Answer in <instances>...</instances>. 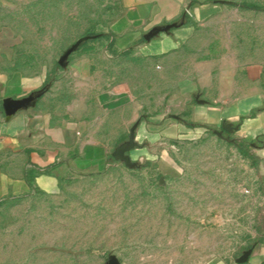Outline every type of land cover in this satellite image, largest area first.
Here are the masks:
<instances>
[{
	"label": "rangeland",
	"instance_id": "rangeland-1",
	"mask_svg": "<svg viewBox=\"0 0 264 264\" xmlns=\"http://www.w3.org/2000/svg\"><path fill=\"white\" fill-rule=\"evenodd\" d=\"M118 1L0 0L1 46L16 70L45 74L49 95L72 97L69 67L78 64L81 80L95 71L104 83H126L145 105L120 144L132 139L127 163L111 156L103 171L66 179L53 194L0 203V264H237L264 238L258 149L216 129L190 134L180 121L169 130L166 73V115L152 125L155 63L137 52L114 57L109 49ZM187 3L176 23L192 28V48L184 51L261 66L264 90V0ZM71 47L63 72L57 62Z\"/></svg>",
	"mask_w": 264,
	"mask_h": 264
},
{
	"label": "crops",
	"instance_id": "crops-1",
	"mask_svg": "<svg viewBox=\"0 0 264 264\" xmlns=\"http://www.w3.org/2000/svg\"><path fill=\"white\" fill-rule=\"evenodd\" d=\"M118 2L120 15L106 36L109 49L114 57L137 52L155 63L152 125H160L166 115L161 116L160 108V78L166 73L167 128H178L180 121L190 134L216 129L249 141L258 149V195L264 205L262 67L203 57L199 50L185 52L193 36L186 26L140 43L153 28L180 21L188 0ZM79 67H69L72 97L49 95L45 74L16 70L0 42V203L34 192L53 194L66 179L103 171L130 127L139 123L144 101L132 96L126 83H104L95 71L81 80ZM175 67L179 76L173 75ZM247 251L243 264H264V238Z\"/></svg>",
	"mask_w": 264,
	"mask_h": 264
},
{
	"label": "water",
	"instance_id": "water-1",
	"mask_svg": "<svg viewBox=\"0 0 264 264\" xmlns=\"http://www.w3.org/2000/svg\"><path fill=\"white\" fill-rule=\"evenodd\" d=\"M178 27L176 24H169V25H166L165 27L163 28H153L149 33H147L145 36H144V40L145 41H149L152 37L158 35L159 33L161 32H167L168 30L170 29H174ZM74 51V47H71L70 49H68L58 60L57 64L58 66L60 67H65V64H66V61H67V58L70 56V54ZM133 146V142H132V139L130 138L128 140V143L127 145L125 144H122L120 145L119 147H117L115 149V151L111 154L112 158L115 159V160H121V161H124L125 163H127L129 161V156L127 155V153L131 150ZM248 254L249 252L246 251L242 254V256L237 259V264H243L247 257H248ZM108 264H116V262L114 261H111L110 263Z\"/></svg>",
	"mask_w": 264,
	"mask_h": 264
},
{
	"label": "trees",
	"instance_id": "trees-1",
	"mask_svg": "<svg viewBox=\"0 0 264 264\" xmlns=\"http://www.w3.org/2000/svg\"><path fill=\"white\" fill-rule=\"evenodd\" d=\"M241 7H243V8H245V9H249V10H258L259 9V7L257 6V5H255V4H251V3H243L242 5H241ZM186 16V15H185ZM173 24V23H172ZM141 42H143L144 41V39H141L140 40ZM230 142V144H236V142L235 141H229ZM241 146V145H240ZM242 146H241V150H242ZM242 152H243V154L245 155V156H249L248 155V152L247 151H244V150H242ZM111 158V157H110Z\"/></svg>",
	"mask_w": 264,
	"mask_h": 264
},
{
	"label": "built area",
	"instance_id": "built-area-1",
	"mask_svg": "<svg viewBox=\"0 0 264 264\" xmlns=\"http://www.w3.org/2000/svg\"><path fill=\"white\" fill-rule=\"evenodd\" d=\"M186 14H188V11H185ZM189 15V14H188Z\"/></svg>",
	"mask_w": 264,
	"mask_h": 264
}]
</instances>
